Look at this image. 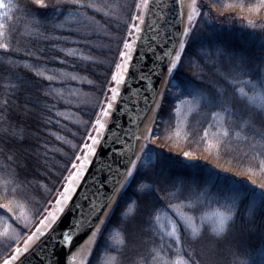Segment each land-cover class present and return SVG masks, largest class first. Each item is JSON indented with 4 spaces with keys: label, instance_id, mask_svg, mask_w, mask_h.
Returning <instances> with one entry per match:
<instances>
[{
    "label": "trees",
    "instance_id": "16d2710c",
    "mask_svg": "<svg viewBox=\"0 0 264 264\" xmlns=\"http://www.w3.org/2000/svg\"><path fill=\"white\" fill-rule=\"evenodd\" d=\"M200 1H196V6ZM82 2L94 3L100 11L81 8L80 16L57 18L56 13L67 12L73 6L58 3V0H43L47 8L35 0H5L6 4L14 6L10 12L12 20H5V24L15 51L0 50V105L5 100L9 101L7 109L0 108V193L6 186L20 189L21 196L26 198L21 199V203L27 204L25 211L30 221L31 209L54 199L66 183L64 178L75 171L72 164L80 163L76 156H83L86 152L83 143L87 139L86 129L90 127L88 122L94 119L95 103L83 104L80 97L84 93L101 95L106 79H110L109 65L115 55L117 38L127 35L126 24L132 23L129 16L136 14L135 3L138 0ZM197 11L201 15L194 17L195 28L188 38L182 64L174 73L172 84L161 102L155 132L157 143L147 142L146 153L156 157L157 166L146 171L152 165L145 160L134 172L85 264H167L176 259L160 240V236L164 241L170 239V213L164 210L169 203L181 215L193 217L198 229L202 227L201 218L206 226L203 237L196 239L191 231V222H184L180 228L184 258L191 253L198 264H232L241 254L264 247L261 234L264 216L258 215L255 230H250L251 226L246 224L247 213L241 205V215L237 216L231 233L226 238H218L212 232L213 222L217 214L226 209L223 201L217 203L203 197L197 206L183 198L169 201L154 196L152 203L161 207L153 215L151 227L144 225L142 231H134L148 218L150 205L137 193L151 180H158V187H163L176 177L198 180L215 171L221 188L246 190L249 194L257 193L252 180L256 181V186L264 183L261 167L264 155H259L264 149L259 146L253 148L251 144L255 141L251 137L248 141L244 138L248 130L247 109L238 106L237 117L228 118L224 111L202 106L197 96L181 95L182 82L189 78H196L209 89L220 87L216 81L226 76L228 69L227 60L217 56L218 48L245 57L252 67L264 63V0H203ZM142 13L143 9L139 12L141 17ZM204 13H207V19ZM61 21L65 22L63 28L54 27ZM137 23L140 25V21ZM78 25L80 31H68ZM89 32L91 35L87 34ZM0 42L8 43L9 40L0 38ZM69 49L76 54L69 56ZM25 52H31V56H25ZM35 70L42 71L44 77L36 76ZM193 73H196L195 77ZM49 75L55 77L54 81L45 79ZM71 76L76 79L72 80ZM17 77L26 86L14 90L12 85L19 83ZM247 79L241 77L237 81L228 77L229 93L253 95L248 92ZM50 83L51 88L48 87ZM46 92L51 94L45 95ZM184 101L192 103V110L181 118L177 114L178 104ZM249 103L260 107L259 100ZM22 109L30 111L21 115ZM57 112L62 115L57 116ZM48 117L59 123L47 124ZM260 120H264V113L257 116V121ZM255 126L259 127V123ZM225 130L230 131L227 138L222 135ZM46 149L51 150L47 152V159L43 155ZM184 151H191L195 162L189 163L183 157ZM35 155L40 156L41 166L36 165ZM7 157H12V160ZM9 172L17 177L15 184ZM170 191L176 193V189ZM164 195L159 193V197ZM4 202L0 199V203ZM191 207H195V211H190ZM10 215H5L0 209V218L8 219ZM157 215L159 221L155 220ZM160 225L165 227L161 229Z\"/></svg>",
    "mask_w": 264,
    "mask_h": 264
},
{
    "label": "snow or ice",
    "instance_id": "6c2138e0",
    "mask_svg": "<svg viewBox=\"0 0 264 264\" xmlns=\"http://www.w3.org/2000/svg\"><path fill=\"white\" fill-rule=\"evenodd\" d=\"M43 8H47L48 5L43 3V0H35ZM179 3V0H177ZM58 3H65L66 5H71L67 12L60 11L56 13L57 18L60 16H69L76 17L80 16L81 13L79 9L81 8H95L96 11H100V8L97 7L94 3H84L82 0H58ZM155 3V0H154ZM156 7H159V4H155ZM14 6L11 4H6L5 0H0V38L8 39V43L0 42V50L4 52L15 51L11 47V40L7 35V26L5 20L11 21L12 16L10 12ZM136 14L129 16V19L132 21L130 25L126 24L127 35L117 38V48L115 51L114 58L111 59L109 65L110 79H106L105 87L102 88L101 95L96 98L95 104L93 105V116L94 119H90L89 128L86 129V142L83 143V149L86 150L83 156L77 155L76 160L80 163H73L72 168L75 171L69 172V174L64 178L66 183L62 185V190H58L56 196L51 201H45V204L40 205L39 207H34L31 209L32 220H28V214L25 211L27 207L26 203H21V199H26L21 196V191L17 187H5L3 193H0V199L4 200V203H0V209L4 210L5 215L11 214L8 216V219L0 218V264H21L22 259L32 251L45 237H51L52 234L56 232L57 226L61 223L65 214L71 209L73 203V193L77 190V182L80 181L86 172V166H88L91 161L89 157H97L99 149L103 147V144L109 140L108 133L115 131L112 121L115 117V112L120 110V104L117 103L118 99H122V92L130 91L128 88L127 81L133 75V69L135 68V74L141 81L149 80L153 75L158 77H167V84L171 85L174 73L182 64V57L187 50L188 38L195 28L194 17L201 15L200 12L196 10V0H192V14L189 15L187 26L183 28L182 31H178L177 38H171L172 43H177L179 47H173L166 49L161 56L156 57L152 61L151 67L148 68L146 63L142 61H136L135 56L140 55L139 51V42L145 39L143 35V30L141 29L137 21L143 22V17L139 15L140 10H147L151 12L153 10V4H150V0H138L135 3ZM204 18L207 19V13H204ZM64 21H61L60 24L54 25V27L63 28ZM251 23V21L249 22ZM86 28L87 25H84ZM69 32L80 31V26L77 28H69ZM91 35V33H87ZM167 36V34H165ZM47 38V37H45ZM159 38L158 32L154 34L151 38L154 42ZM60 39V37H56ZM73 43H79V41H73ZM122 44V47H121ZM151 47V44L148 45ZM55 47V46H54ZM135 49V55H134ZM174 53V55H173ZM76 53L74 50L69 49L68 55L74 56ZM25 56H31V52H25ZM155 55V53H153ZM144 56H147V53H144ZM217 56L221 60H227V74L223 76L220 80L216 81V84H219L220 87L217 88L213 86L211 89L206 88L202 83L198 82L196 78H189L188 80L182 82L183 91L181 95L197 96L199 97L202 106H207L210 109H219L226 113L228 118L237 117L236 109L238 106H243L247 109L245 115L247 116V133L245 134V140L248 141L251 137V140L255 141L251 146L256 148L259 146L261 149H264V120L257 121V116L261 113H264V63L257 67H252L250 62L243 56H237L235 53L227 51L224 48L217 49ZM39 59V57H36ZM87 59V57H85ZM64 63V61H60ZM140 63L141 66L136 68L135 65ZM145 68H148V71H145ZM36 76L44 77V73L40 70H35ZM196 76V73H193V77ZM228 77H231L233 80L239 81L241 77H247L246 83L249 85L248 92L253 93L249 96L247 93L238 94L233 91L229 93V83ZM47 81H54V76L45 77ZM72 80H75V76H71ZM18 84L12 85L14 90L23 88L26 85L19 77ZM49 88L52 87L50 83ZM147 87V85H145ZM155 92V87L153 88V93ZM51 93H45V95H50ZM139 94V93H137ZM63 98V97H61ZM154 99V95H153ZM260 101V107L256 108L254 105L250 104V101ZM30 102V101H29ZM68 102V101H66ZM183 102V101H182ZM115 104V109H114ZM9 107V101L5 100L0 108L7 109ZM52 108L55 105L51 106ZM150 107V105H149ZM51 111V108L48 109ZM30 110L22 109L21 115H26ZM148 109L145 108L144 114L146 115ZM215 114V113H213ZM57 116L62 115L57 112ZM47 124H58L59 121H53L51 117H48L46 120ZM259 123V127L255 125ZM103 133V136L101 134ZM154 135V132L149 129V135L146 136L145 142ZM223 138H227L230 135V131L225 130L223 133ZM132 139H137L135 132L131 133ZM207 138V132L204 133V139ZM38 139V138H37ZM57 140L60 137H56ZM121 137L120 135H114L111 138L113 144L119 143ZM87 141H90L88 143ZM125 142L127 143V134H125ZM99 146V147H98ZM75 148L76 145H73ZM133 145L129 146L128 152L124 155L131 158V153L133 150ZM46 148V146H45ZM34 152L36 149L33 150ZM51 151L46 149L43 153L45 159H47V152ZM107 155V154H105ZM116 153H114V156ZM193 153L191 151H184L183 157L190 158ZM259 155H264V151L260 152ZM9 161L12 160V157H7ZM33 159L36 162L37 166L40 165V156L35 155ZM141 157L137 156V160L131 161V167L127 170V175L124 176V173L119 169L116 170V175L112 176L113 180V192H116V185L120 184V177L124 176V184H121V188H126L127 184L131 181V178L134 175V171L137 170V161H140ZM144 160L148 161L152 168L147 169L146 171H151L157 166L156 157L151 154L145 153ZM189 163L195 162L191 159L187 160ZM20 165L17 164V167ZM262 170H264V161L261 162ZM103 171V169H101ZM109 175H111L112 168L111 165H108ZM8 175L12 176L13 184L16 183L17 177L14 173L9 172ZM108 177H105V180ZM103 184L104 181H101ZM158 180H151L150 183L146 186L142 185V190L138 191L137 196H143L147 205H150V210L148 212V218L143 221L142 225H138L134 228V231H142L143 226L147 225L151 227L153 223V215L159 210L161 206L152 203V197H158L159 199H180L193 201L194 205H199L201 202V197L211 199L217 203L223 201L226 211L219 212L218 219L213 222L212 232L216 234L218 238H226L228 234L233 230V226L236 224L237 216L241 215V205H244V211L247 213L246 224L250 225V230H255V221L258 215L264 216V183L256 186V181L252 180L251 184L257 189L256 194H249L246 190L241 191L239 189L231 188H221L217 184V173L215 171H210L205 178L198 180L186 179L184 177H176L171 180L170 184H166L163 187H158ZM171 189H176V193H171ZM99 191V189H97ZM163 192L164 197H159V193ZM110 200H113L112 195H105L98 204H92L87 213H81L76 217V223L70 224L60 235L59 240H56L55 243H60L63 241L65 245H70L74 236L73 232L78 230H84L90 232L91 237H97L100 232V227L93 224L99 212H104L105 219H100V225H104L106 219L111 215L112 206L109 203ZM31 203V201H28ZM107 208V211L104 209ZM166 212H169L168 216V226H170V231L168 232L169 240L164 241V237L160 236L161 243L166 247L170 252H172L176 259L168 261L167 264H198V262L192 258V254L189 253L187 258L183 257L184 249L182 247L180 228L184 225L185 221L191 222V231L194 238H202L206 230L204 225V219L201 218L202 227L198 229L195 225L194 218L190 216L181 215L173 209L171 203L164 207ZM190 211H195V207H191ZM93 213L96 215L94 216ZM13 217L15 219H13ZM155 220L159 221L160 217L155 216ZM11 221V222H9ZM95 227V231L91 229ZM161 229L165 225L159 226ZM24 229H28L27 232ZM199 233V236H197ZM261 234L264 236V225L261 226ZM95 241L93 240V243ZM173 245L176 247L173 248ZM163 250V248H162ZM155 259V257H153ZM232 264H264V247H260L248 252L241 254L236 257Z\"/></svg>",
    "mask_w": 264,
    "mask_h": 264
},
{
    "label": "water",
    "instance_id": "95a60500",
    "mask_svg": "<svg viewBox=\"0 0 264 264\" xmlns=\"http://www.w3.org/2000/svg\"><path fill=\"white\" fill-rule=\"evenodd\" d=\"M150 4H153V10L151 12L143 10V22H140V27L143 30L145 39L139 42L140 55L135 56L136 61L146 63L148 68L151 67L152 61L155 60L156 57L161 56L166 49L179 47L178 40L177 43L173 44L171 38H177L178 31H182L184 28L182 25L180 0L179 3L177 0H155V3L154 0H150ZM155 4H159V7H156ZM157 32L159 38L153 42L151 38ZM165 34H167V36ZM149 44H151V47L148 46ZM144 53H147L146 57ZM153 53H155V55H153ZM140 66V63L135 65L136 68ZM148 68H145L146 72ZM165 79L166 76L161 78L153 75L149 80L141 81L135 74V68L133 69V75L127 81L130 91L122 92V99H118L117 101V103L120 104V110L115 112V117L112 121L115 131L108 133L109 140L103 144V147L99 149L98 156L93 159L86 176L73 198L71 209L65 214L61 223L57 226L56 232L52 234V238L45 237L21 261V264H50L56 259L60 260L59 264H65L68 252L78 246L88 236L90 232L78 230V234L77 232L72 233L74 239L70 245H65L63 241L55 243L56 240H59L61 233L70 224L76 223V217L82 212L87 213L92 204H98L105 195H112L114 198L120 185L124 184V176L127 175V170L131 167V161H134L136 157L137 139H132L131 133L135 132V136L137 137L145 119L154 108ZM145 85H147V87H145ZM154 87L155 92L153 93ZM145 108L148 109L146 115L144 114ZM125 134H127V143L125 142ZM114 135H120L121 137L117 144L111 142V138ZM130 145L134 147L131 158L128 159L124 154L128 152ZM114 153H116L115 156ZM109 164L112 168L111 175H109L108 171ZM138 166L139 164H137V168ZM101 169H103V171H101ZM117 169L123 172L124 176L120 177V184L116 185L117 190L113 192V180L111 177L116 175ZM105 177H108V179L105 180ZM101 181H104V183L102 184ZM97 189H99V191H97ZM119 197L120 194L114 208L116 207ZM111 201L112 200H110L109 203ZM105 210L106 208L104 211ZM103 213L104 212H99L98 217L93 220L95 226L100 221ZM93 215L95 216L96 214L93 213ZM105 226L106 223L98 236L95 246ZM81 264L84 263L82 262Z\"/></svg>",
    "mask_w": 264,
    "mask_h": 264
},
{
    "label": "bare ground",
    "instance_id": "6f19581e",
    "mask_svg": "<svg viewBox=\"0 0 264 264\" xmlns=\"http://www.w3.org/2000/svg\"><path fill=\"white\" fill-rule=\"evenodd\" d=\"M180 6H181V14H182V25H184V20L185 18L191 13L192 11V0H180ZM162 91H163V84H162V88L160 90V94L158 95V99L156 100V103L154 105V108L152 109V111L150 112V114L148 115V117L145 119L143 125L141 126L138 135H137V141H136V152H135V156H142L143 152H144V141H145V137L148 136L149 134V128L151 125H153V121L154 119L157 117V111H158V105H159V101H160V97L162 95ZM115 107V104H114ZM101 136H103V133L101 134ZM93 157H89V160L91 161V163L86 166V172L84 177L86 176L92 161H93ZM84 177L77 182V190L78 191ZM123 188L119 187L116 195L114 196L113 200L110 202L111 206H112V210L114 208V205L116 203V200L119 196V194L121 193ZM75 193H73V198L75 196ZM108 209L106 208L105 211H107ZM109 218V217H108ZM107 218V219H108ZM101 219H105L104 217V213L101 217ZM106 219V221H107ZM106 223V222H105ZM105 225V224H104ZM104 225H100V223L98 222V224L96 226L100 227V232L98 233L97 237L93 238L91 237L90 233L88 234V236L75 248H73L72 250H70L67 254L66 257V261L65 264H81L92 252L95 243L98 239L99 234L101 233ZM96 228L94 227L92 229V231H95ZM44 239V238H43ZM42 239V240H43ZM93 240L95 241L93 243ZM60 260L56 259L53 262H51L50 264H59Z\"/></svg>",
    "mask_w": 264,
    "mask_h": 264
},
{
    "label": "rangeland",
    "instance_id": "374dc122",
    "mask_svg": "<svg viewBox=\"0 0 264 264\" xmlns=\"http://www.w3.org/2000/svg\"><path fill=\"white\" fill-rule=\"evenodd\" d=\"M202 5H203V0L202 1H200L199 2V4L196 6V10H199L201 7H202ZM193 10V9H192ZM192 14V11H191V13L189 14V15H191ZM189 15L185 18V20H184V25H183V27H186L187 26V21H188V17H189ZM239 16H243V15H239ZM232 24H233V22H232ZM232 26V25H231ZM244 26V25H243ZM169 87V85L167 84V77H166V79H165V81H164V84H163V91H162V95H161V97L163 96V94H164V92H165V90L167 89ZM161 97H160V99H161ZM81 100H82V102H83V104H86V103H95V101H96V98H97V96L96 95H88L87 93H84V94H82L81 95ZM159 105H160V101H159ZM159 105H158V109H159ZM191 110H192V103H189V101H184V103L183 104H178V110H177V114H178V116H180L181 118H184V116L185 115H187V114H189L190 112H191ZM156 122H157V117L154 119V121H153V125H151L150 126V128L149 129H151L153 132H155L154 130H155V128H156ZM149 135V134H148ZM148 141H152V143H157V141H156V137H150L149 139H148ZM145 147H146V142L144 141V152H143V154H142V156H140L141 157V160L140 161H137V163L139 164H143L144 163V156H145ZM186 160H188V159H191V160H195L196 158L195 157H190V158H185ZM135 160H137V156L135 157V159H134V161ZM122 192V191H121ZM26 212H27V210H26ZM30 219L31 218H29L28 220L30 221ZM217 219H218V217H217ZM31 252V251H30ZM29 252V253H30ZM28 253V254H29ZM28 254H26L25 255V257L28 255ZM24 257V258H25ZM23 258V259H24ZM89 258V256L83 261V263H85L86 262V260ZM22 259V260H23Z\"/></svg>",
    "mask_w": 264,
    "mask_h": 264
}]
</instances>
